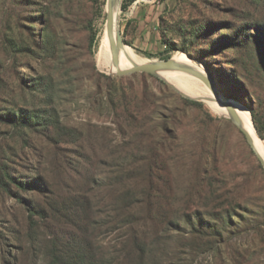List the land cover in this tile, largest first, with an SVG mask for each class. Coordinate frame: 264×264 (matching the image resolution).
I'll return each instance as SVG.
<instances>
[{"label":"rangeland","instance_id":"1","mask_svg":"<svg viewBox=\"0 0 264 264\" xmlns=\"http://www.w3.org/2000/svg\"><path fill=\"white\" fill-rule=\"evenodd\" d=\"M38 1L2 0L0 34L9 26L31 45V28L38 37L47 26L32 15L49 13L54 31L49 35L59 53L43 71L58 82L51 107L62 127L49 136L40 122L18 129L1 116L25 114L15 112L3 89L17 80V69L28 78L35 72L23 74L25 68L16 67L0 36V164L28 184L23 189L8 183L9 190L0 185V264H129L132 257L147 264H264V166L230 117L207 101L182 95L157 75L148 81L163 101L180 95L202 105L179 111L183 138L173 153L186 158L176 162L174 206L181 223L168 230L161 224L155 233L152 222L140 221L137 228L148 236L141 233L140 239L148 240L151 250L144 258L131 253L130 226L98 212V203H110L113 193L112 186L98 188V146L107 141L116 150L128 139L117 123L98 119V71L114 75L96 60L106 0ZM120 1L119 28L129 48L149 61L183 52L210 68L226 96L250 110L264 139V0H134L126 8ZM219 38L223 44L216 45ZM32 66L37 67L34 59ZM27 96L36 107L48 105L42 94ZM200 185L208 189L205 194L210 186L218 191L206 206Z\"/></svg>","mask_w":264,"mask_h":264},{"label":"trees","instance_id":"2","mask_svg":"<svg viewBox=\"0 0 264 264\" xmlns=\"http://www.w3.org/2000/svg\"><path fill=\"white\" fill-rule=\"evenodd\" d=\"M12 1L21 2L22 0ZM133 1L125 0L123 7L126 8ZM35 2L39 1L28 0V3L24 4L31 5L36 4ZM40 12V15L32 16L44 21L47 26H44V30L42 29L38 33V37L34 34L33 27L31 28L32 46L21 36L16 37L17 33L10 31L9 26H6L7 28L0 34L6 52L15 61L16 67L23 66L25 68L23 74L29 69H33L35 72L28 78L21 75L17 69V80L8 87L4 86L3 89L7 102L10 100L15 102L13 105L15 112L19 109L21 113L25 114L21 115L19 119L13 113H2L1 116L6 117L8 122L18 129L40 122L41 128H46L49 136H53L62 127L57 108L54 106L52 109L51 107L59 85L54 79L53 73L49 70L44 72L43 68L48 63L49 58L53 59L58 56L59 51L54 48L55 40L49 35V32H54L50 29L52 21L48 18L49 13L47 15V11L44 10ZM15 13L18 19V13ZM21 23L19 21V24ZM222 37L226 36L222 35ZM224 40L229 44V40ZM215 43L216 45L223 44L222 41L220 42V38L215 39ZM230 43L234 44L233 41ZM173 47V44L170 43L167 51H172ZM32 59L36 61L37 67L32 66ZM209 70L212 73L210 68ZM139 76L141 79L138 78ZM149 77H153V75L139 72L116 76L98 71L97 82L98 119L117 123L123 133L128 136L127 142L116 150L107 141L98 146V153L101 155L98 162V188L113 187V193L109 195L111 202H102L100 205L98 203L100 208L98 212L106 214L111 222L130 226L134 232L133 238H131L133 240L131 253H139L143 258L149 253L151 246L148 240L142 241L140 239L141 233L148 237L146 231L137 228L140 221L145 224L152 222L154 232L158 231L161 224L165 225L163 230H168L172 229L175 224L181 223L178 218L179 208L174 206L177 194L176 162L186 158L181 154L175 155L173 153L175 147L178 146L176 143H179L183 138L182 133L179 132V111L185 105H202L199 101L180 95L169 99L168 103L163 101L160 94L154 91L152 84L148 81ZM84 84L91 86V83L87 81H84ZM28 92L42 94L43 102L48 105L39 108L31 104L27 96ZM47 112L55 113L58 119H51ZM156 139H159V146L156 145ZM116 152L119 153L117 157L115 156ZM0 171H2L0 185L6 190H9L8 183L15 184L18 188L25 189L27 187V183L16 181L4 165L0 164ZM110 181L114 183L111 184ZM201 181H208V178L201 177ZM206 191L208 189L205 186H199L198 194L204 206L209 204L211 197L212 199L213 196L217 198L218 192L212 186L209 187L208 194H205ZM197 213L198 215L203 214L200 209L197 210ZM210 215L214 216V213L212 212ZM200 220L206 219L201 217ZM189 221L192 220L189 219ZM200 231L205 232L204 229ZM154 244L156 243L154 242ZM124 249L120 248L119 252ZM129 260V264L145 263L144 260L142 263H136V259L133 257Z\"/></svg>","mask_w":264,"mask_h":264},{"label":"bare ground","instance_id":"3","mask_svg":"<svg viewBox=\"0 0 264 264\" xmlns=\"http://www.w3.org/2000/svg\"><path fill=\"white\" fill-rule=\"evenodd\" d=\"M121 1H118V4L115 7V14L119 16L121 13L120 10ZM119 20L116 21L114 31L112 33V37L108 33L107 25L105 22V28L102 30L99 43L96 50V60L100 67L106 68L110 72H115L118 69H128L134 67L135 64L141 65L147 63L149 60L141 58L137 55L131 48L124 43V45L120 46L118 53L119 65L115 66L114 64V51L112 47V40L117 41L116 30L119 26ZM173 58L182 63L190 64L200 71L205 73V68L200 65V63H196L192 61L188 56L183 52H177L173 55ZM166 81L175 84L182 91L197 97L203 98L204 101L211 103L219 112L227 117H230V112L228 108L221 103L220 97L218 95H214L212 91L202 83L199 79L185 74L181 72H163L160 74ZM233 107L240 118L242 123V127L250 134L253 147L255 150L262 156L264 159V139L258 134L255 125H253L250 110L235 101H233Z\"/></svg>","mask_w":264,"mask_h":264},{"label":"water","instance_id":"4","mask_svg":"<svg viewBox=\"0 0 264 264\" xmlns=\"http://www.w3.org/2000/svg\"><path fill=\"white\" fill-rule=\"evenodd\" d=\"M119 0H106V25L108 29L109 35L112 37V33L114 31L116 21L120 19V15L116 16L115 14V7L118 4ZM121 8V5H120ZM119 24V23H118ZM117 35V41L112 40V47L114 51V64L115 66L119 65L118 60V53L120 46L124 45V39L122 36V32L118 26V29L116 30ZM190 58V56H188ZM205 68V67H204ZM144 72L151 75H157L161 77V73L163 72H181L188 75H191L200 81L204 83L214 95H218L220 97L221 103H223L230 112V118L233 121V123L240 129V131L244 134L245 138L247 139L248 143L252 146L254 152L256 153L257 157L260 159L262 165L264 166V159L262 156L255 150L253 147L252 139L250 134L242 127V123L240 121V118L238 117L234 107H233V101L243 105L241 102L233 100L231 98H228L226 94L222 91V89L219 87L216 79L211 74L209 70L205 68V73L200 71L198 68L187 64L182 63L180 61L175 60L173 57L162 59V60H150L147 63L138 65L135 64L134 67L128 68V69H120L118 66V69L113 72L116 76H125V75H131L134 73ZM163 78V77H161ZM164 79V78H163ZM168 82V81H167ZM174 89L179 91L182 95L186 97H194L184 91H182L180 88H178L175 84H172L168 82ZM203 100V98H198ZM204 101V100H203ZM245 106V105H244Z\"/></svg>","mask_w":264,"mask_h":264}]
</instances>
